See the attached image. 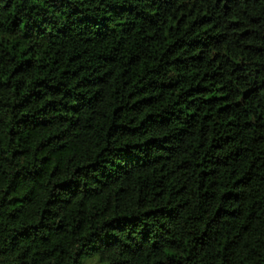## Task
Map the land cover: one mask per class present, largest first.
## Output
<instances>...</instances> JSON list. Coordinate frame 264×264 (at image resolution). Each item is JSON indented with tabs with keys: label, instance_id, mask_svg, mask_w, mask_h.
Wrapping results in <instances>:
<instances>
[{
	"label": "trees",
	"instance_id": "obj_1",
	"mask_svg": "<svg viewBox=\"0 0 264 264\" xmlns=\"http://www.w3.org/2000/svg\"><path fill=\"white\" fill-rule=\"evenodd\" d=\"M264 264V0H0V264Z\"/></svg>",
	"mask_w": 264,
	"mask_h": 264
},
{
	"label": "rangeland",
	"instance_id": "obj_2",
	"mask_svg": "<svg viewBox=\"0 0 264 264\" xmlns=\"http://www.w3.org/2000/svg\"><path fill=\"white\" fill-rule=\"evenodd\" d=\"M96 258L88 261H84V264H98V262L95 260Z\"/></svg>",
	"mask_w": 264,
	"mask_h": 264
}]
</instances>
